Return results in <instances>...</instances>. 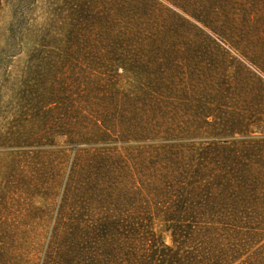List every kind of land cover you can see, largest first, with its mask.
Returning <instances> with one entry per match:
<instances>
[{"label":"rangeland","instance_id":"obj_1","mask_svg":"<svg viewBox=\"0 0 264 264\" xmlns=\"http://www.w3.org/2000/svg\"><path fill=\"white\" fill-rule=\"evenodd\" d=\"M180 6V0H0V238L20 250L21 264H40L76 161L79 172L94 154L122 157V180L134 192L96 198L101 204L72 224L112 222L123 234L119 226L137 223L145 206L135 188L154 180L141 159L149 163L166 150L198 163L204 149L226 141L259 138L264 145V29L250 27L239 3L217 0L210 11L187 9L193 14ZM203 74L234 91L246 125L240 133L201 117L187 99ZM107 84L157 107L154 133L100 140L102 124L91 106Z\"/></svg>","mask_w":264,"mask_h":264},{"label":"trees","instance_id":"obj_2","mask_svg":"<svg viewBox=\"0 0 264 264\" xmlns=\"http://www.w3.org/2000/svg\"><path fill=\"white\" fill-rule=\"evenodd\" d=\"M180 1L184 3L180 7L190 12L187 9H215L217 0ZM224 1L244 5L250 27L264 29V0ZM144 35H139L141 43ZM206 75L188 90L187 99L199 105L201 117L219 119L223 131L240 133L246 125L232 101L234 91L218 86L214 79H204ZM166 89L175 95L176 91ZM96 95L98 103L91 107L95 120L102 124L100 140L111 135L138 140L154 133L157 107L147 108L138 94L107 84ZM158 109L162 108L158 105ZM261 142L250 138L216 144L203 150L198 163L182 156L174 158L166 150L158 151L149 163L141 159L142 168L150 171L154 180L135 188L145 206L137 223L119 226L124 228L123 234L115 232L112 222L88 228L72 224L76 216L83 218L101 204L96 198L132 194L133 189L122 180V157L114 152L94 154L79 172L76 161L40 264H264ZM166 181L174 182L167 191L162 188ZM163 234L169 235L170 243ZM21 258L14 243L1 237L0 264H21Z\"/></svg>","mask_w":264,"mask_h":264}]
</instances>
